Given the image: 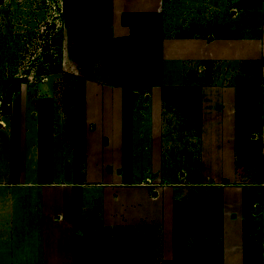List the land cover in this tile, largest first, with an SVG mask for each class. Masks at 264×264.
Instances as JSON below:
<instances>
[{"label": "crops", "instance_id": "1", "mask_svg": "<svg viewBox=\"0 0 264 264\" xmlns=\"http://www.w3.org/2000/svg\"><path fill=\"white\" fill-rule=\"evenodd\" d=\"M211 3L222 12L223 0ZM173 4L83 0L82 11L71 14L90 41L87 55L105 61L97 65L100 80L85 88L91 124L86 160L80 166L73 161L67 177L41 172L40 114L30 116L27 106L20 119L14 117L16 98L40 101L46 85L7 89L0 82L1 104L3 91H14L8 102L13 118L0 116V264H84L80 240L88 221L111 229L166 224L181 186L204 195L222 192L223 264H246L247 225L259 229L264 258V0H236V29L208 35L177 34L168 11ZM157 14L162 31L158 21L148 22ZM248 74H258L259 81L240 79ZM177 105L179 112L172 108ZM255 105L258 179L253 166L239 163L235 143L239 113L247 115ZM190 110L199 123L195 136L169 124L179 121L177 114L188 118ZM54 114L51 136L57 137ZM79 168L83 172L74 174Z\"/></svg>", "mask_w": 264, "mask_h": 264}, {"label": "rangeland", "instance_id": "2", "mask_svg": "<svg viewBox=\"0 0 264 264\" xmlns=\"http://www.w3.org/2000/svg\"><path fill=\"white\" fill-rule=\"evenodd\" d=\"M200 1L175 0L169 6L171 26L177 34L204 30L208 35L220 29H236L238 20L231 12L236 0H223L222 12L208 4L213 0ZM82 5L83 0H0V82L7 89L21 83L46 85L40 101L31 96L29 103L22 102L17 97L15 116L8 105L14 91L4 90L0 116L6 121L12 116L20 119L27 106L30 116L40 114L41 172L51 177H67L73 161L80 166L86 160L85 136L91 124L86 121L85 88L100 80L97 65L105 61L87 55L90 41L71 16L79 14ZM257 75L240 79L258 82ZM253 92V98L257 97L256 90ZM172 108L179 112L178 105ZM258 110L255 105L248 107L247 115L239 113V135L235 137L239 163L253 166L256 179L262 171L261 140L253 134L260 124ZM53 112L61 131L57 137L51 136ZM174 117L179 121L169 122L172 129L184 128L195 136L199 123L191 110L183 121L180 114ZM73 172L77 175L83 171L79 168ZM140 180L146 184L145 178ZM223 207L221 191L204 195L199 188L181 186L174 191L172 215L166 224L111 229L101 227L99 221H88L80 240L84 264H219L218 250L224 244ZM245 230L249 246L246 264H264L259 229L247 225Z\"/></svg>", "mask_w": 264, "mask_h": 264}, {"label": "trees", "instance_id": "3", "mask_svg": "<svg viewBox=\"0 0 264 264\" xmlns=\"http://www.w3.org/2000/svg\"><path fill=\"white\" fill-rule=\"evenodd\" d=\"M155 20L159 22L158 26L160 27V30L162 31V29H163V24H162V22H163V16L162 15H159V14H157V15H150L148 22H153ZM161 39H162V35L160 36L159 40H161ZM156 47L159 49V46L158 45ZM134 60H135L134 58H131L130 61L128 60V63L129 62H134ZM147 60L148 59L146 57H144V56H140V57L138 56L137 57V61L138 62H141V64H147V65L151 64L152 60L151 59H149L148 61ZM262 249L263 248H262V245H261V248H260L261 255H262ZM218 251L220 253V257L218 258L219 264H223V254H224L223 248L221 247ZM248 251H249V246H248L247 243H245V252L247 254H248Z\"/></svg>", "mask_w": 264, "mask_h": 264}]
</instances>
